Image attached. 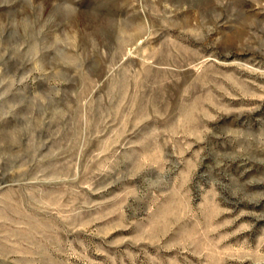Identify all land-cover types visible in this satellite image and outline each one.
<instances>
[{
    "label": "rangeland",
    "instance_id": "obj_1",
    "mask_svg": "<svg viewBox=\"0 0 264 264\" xmlns=\"http://www.w3.org/2000/svg\"><path fill=\"white\" fill-rule=\"evenodd\" d=\"M0 264H264V0H0Z\"/></svg>",
    "mask_w": 264,
    "mask_h": 264
}]
</instances>
